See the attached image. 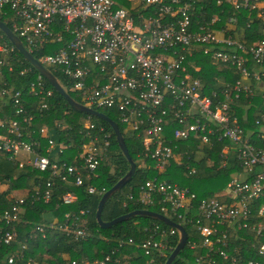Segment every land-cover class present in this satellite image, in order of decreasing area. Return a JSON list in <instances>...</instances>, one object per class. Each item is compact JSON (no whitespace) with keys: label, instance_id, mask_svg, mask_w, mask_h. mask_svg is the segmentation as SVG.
Here are the masks:
<instances>
[{"label":"built area","instance_id":"built-area-1","mask_svg":"<svg viewBox=\"0 0 264 264\" xmlns=\"http://www.w3.org/2000/svg\"><path fill=\"white\" fill-rule=\"evenodd\" d=\"M198 1L201 0H141L157 11L148 16L143 13L133 16L114 0H0V20L11 24L10 29L30 53L45 44L59 43L54 52L37 60L45 67L59 68L68 76L72 81L70 89L79 93L84 105L115 110L124 131L140 141L143 156L153 160L158 172L173 160L188 175L196 174L197 166L191 160L203 147L210 150L204 157L215 162L217 169L228 158L236 161L241 172L234 173L223 189L196 205V194L187 186L157 178L144 183L140 201L153 203L159 196L164 215L195 223L202 238L201 246L208 253L229 259L230 264H264V222L251 221L252 201L264 199V87L261 106L253 105V126L257 129L246 128L245 114L235 111V102L240 97L255 96L254 83L261 81L262 72L247 64L249 55L255 64L264 63V39L246 48L237 36L227 34L229 28H215L219 22L217 15L193 29L191 16ZM230 2L235 9L255 10L264 23L262 0ZM233 20L228 18L229 23ZM262 33L264 36V28ZM18 54L12 44L0 41V151L15 161L16 153L23 151L30 157L24 163L18 162L19 166H30L39 173L50 170L61 180L72 177L73 184L80 186L84 177L96 176L99 161L110 143L109 135L100 127V135L83 144L80 162H57L67 144L65 139L48 138V129L43 126L39 133L48 138L46 151H56L55 160L51 162L49 156L40 153L37 149L41 144L33 137L31 121L37 111L48 107L53 92L38 72L28 83L26 93L7 85L5 77L17 67L23 66L19 75L30 71ZM199 56H206L210 63L238 68L240 77L219 89L205 86L193 74L201 68L195 64ZM31 97L38 99L36 103L29 101ZM7 104L12 106L13 116L2 113ZM85 127L95 126L86 123ZM87 190L96 192L93 185H88ZM50 195L46 190L42 197L47 201ZM25 197H16L10 207L0 211V244L12 247L15 243V225L25 212ZM76 199V194L69 191L62 196V203L72 204ZM262 212L264 201L259 206V213ZM86 213L85 209L66 212L61 223L52 219L36 224L30 237L63 231L75 239L86 238L90 235ZM159 229L155 225L154 233L138 245L151 257L150 262L168 249L167 241L162 240L166 232ZM231 230L244 236L254 233L250 250L253 256L244 258L237 253L229 257L225 249L227 232ZM173 233L174 230L169 231ZM177 233L179 238L178 230ZM25 249L22 245L11 250L2 264H38ZM131 257L126 253L124 264H130ZM110 261V255H106L92 261L68 260L62 264ZM197 261L216 264L215 259L203 257ZM115 262L119 264L120 260Z\"/></svg>","mask_w":264,"mask_h":264},{"label":"trees","instance_id":"trees-1","mask_svg":"<svg viewBox=\"0 0 264 264\" xmlns=\"http://www.w3.org/2000/svg\"><path fill=\"white\" fill-rule=\"evenodd\" d=\"M262 1L264 2V0ZM119 2L125 5L128 4L127 0H119ZM117 5L124 7L120 4ZM126 9L133 16H137L139 13L148 16L157 11L154 6H147L141 1L136 8ZM213 15L219 16V22L214 25L215 28H229L227 34L237 36L240 43L246 48H251L256 42L264 39L262 33L264 23L257 16V12L245 8L235 9L230 0L198 1L191 16L193 29H197L204 21H209ZM228 18L234 20L229 23ZM7 25L10 28L12 27L8 21ZM0 41L11 45L1 30ZM59 46V43L45 44L41 49L34 50L32 54L36 59H39L42 55L54 52ZM18 57L24 66L30 68V71L19 75L18 70L23 66L17 67L11 75L7 76L8 78L5 77V80L7 85H13L16 89L24 90L26 93L27 85L37 75V70L21 54H18ZM250 57L249 55L247 66L249 68L255 66L256 70L262 72L261 81L254 83L255 96L252 99L240 97L235 102V111L240 115L245 114L244 123L246 128H255L253 126L255 117L253 105L261 106L262 103L260 96L263 94L261 87H264V63L262 65L255 64ZM195 64L200 65L201 68L199 71H193L194 76L210 88L219 89L240 77L238 68L226 64L210 63L206 56H199L195 60ZM47 68L75 101L84 104L79 93L70 89L72 81L68 76L64 75L59 68L51 66ZM43 80L46 87L51 89L53 94L49 100L48 107L37 111L31 121V128L34 131L33 137L39 140L41 144V147L37 149L40 153L49 156L51 162L54 161L56 151L53 150L50 153L46 151L48 138L65 139L67 148L62 155L58 156L56 161H64L66 163L80 162L79 154L82 151L83 144L87 143L94 135H100V127H103L104 132L108 133L110 143L99 161L96 176L84 177V183L80 186L73 184L72 177L67 180H61L53 176L50 170L39 173L33 171L30 166H19L8 158L7 153L0 151V184L6 183L8 187L6 190L0 191V211L12 205L14 198L11 196V192L13 190L28 188L24 203L25 212L21 215L18 224L15 225L17 229L16 241L12 247L0 244V264H2V259L7 253L11 250L20 249L22 245L26 246V253L34 257L38 264H62L68 260H76L78 262L82 260L92 261L97 258H103L106 255L111 257V261L106 264H118L115 262L116 259L120 260L119 264H124L123 256L126 253L132 256L129 259L130 264H165L166 259L178 241L176 228L150 217L139 215L118 222L109 228H101L98 225L95 212L102 195L99 191L104 193L124 176L129 170V162L119 148L111 126L105 120L73 110L66 99L45 78ZM37 100L34 97L29 98L30 102L36 103ZM96 110L104 113L118 124L128 152L136 164V171L132 179L115 192L104 204L101 217L105 221L138 209L165 213L161 210L163 203L160 201L159 196V198L157 197L158 200L153 203H142L140 201L142 186L147 180L157 178L168 182H176L180 186H187L191 192L196 194V200L194 201V205H196L202 198L219 192L224 188L226 183L234 176V173L241 172V168L236 161L230 158L227 159L222 168L217 169L215 162L211 163L204 157L205 153L210 154V150L206 147L198 151L191 160L197 166L196 174L188 175L184 168L173 160L168 163L166 169L158 172L153 167V160L143 156V147L140 141L124 131L118 113L111 109L98 108ZM2 113L13 116L12 106L7 104ZM86 123L94 124L95 127L86 128ZM43 126L48 129V138L39 133ZM49 182L50 185L47 186ZM88 185H93L96 188V192L89 193L87 190ZM46 190L51 193L47 201L42 197ZM69 191L75 193L77 199L72 204H64L62 203V196ZM263 201L264 199L252 201L254 216L251 221L255 223L264 222V212L259 213V206ZM81 209L87 210L85 219L87 230L90 233L88 237L75 239L66 235L63 231H48L46 237H42L39 234H34L30 237V232L36 224L52 219H56L58 223H61L66 212L78 213ZM170 219L183 225L187 233L185 247L171 264H197L199 257H203L205 260L215 259L216 264H230L229 259H222L217 254L212 255L201 246L202 238L195 223H187L176 216L170 217ZM202 223H208V221H202ZM155 225L159 226L160 231L164 230L166 232L165 235H162V240L167 241L168 249L164 251L163 256H156L154 261L150 262L151 257L145 255L138 245L154 233ZM170 230H174V233L169 234ZM254 236L253 232L244 236L232 230L228 231V244L226 249L225 247L224 249L228 252L229 257L237 253L244 258L253 256V252L250 250L251 244L255 240ZM129 239L132 240V243H129Z\"/></svg>","mask_w":264,"mask_h":264},{"label":"water","instance_id":"water-1","mask_svg":"<svg viewBox=\"0 0 264 264\" xmlns=\"http://www.w3.org/2000/svg\"><path fill=\"white\" fill-rule=\"evenodd\" d=\"M0 30L2 31V33L7 37V39L9 40V42L17 49V51L22 55V57L29 62L36 70L38 73H40L52 86L53 88L60 93L65 99L66 101L69 103V105L71 106V108L75 111L78 112H83L86 113L89 116H96L99 117L103 120H105L112 128L116 141L118 143L119 148L121 149L122 153L124 154V156L126 157V159L129 162V170L127 171V173L122 176L110 189L106 190L100 197L98 205H97V209L95 212V217H96V221L98 223V225L101 228H109L112 225L127 220L131 217L134 216H144V217H150L154 220H158L161 221L167 225H170L174 228H176L179 231V238L177 241L176 246L174 247V249L171 251V253L169 254L168 258L165 261V264H171L174 259L176 258V256H178V254L180 253V251L185 247L186 243H187V233L183 227V225L174 222L172 219H170L169 217H167L166 215L162 214V213H158V212H154L148 209H138V210H133L130 211L128 213H125L123 215L117 216L109 221H105L102 219L101 217V211L103 209L104 204L106 203V201L115 193L117 192L119 189H121L126 183H128L135 171H136V164L134 162V160L131 158L127 146L125 144V140L123 137L122 132L119 129L118 124L113 121L111 118H109L107 115H105L104 113L93 109L91 107H88L82 103H79L77 101H75L70 95L69 93L63 88V86L59 83V81L57 80V78L52 74V72L45 67L42 63H40L34 56L32 53H30L26 47L24 46L22 40L18 37V35H16L11 29L10 27L3 21L0 20Z\"/></svg>","mask_w":264,"mask_h":264},{"label":"crops","instance_id":"crops-1","mask_svg":"<svg viewBox=\"0 0 264 264\" xmlns=\"http://www.w3.org/2000/svg\"><path fill=\"white\" fill-rule=\"evenodd\" d=\"M114 1L117 4L123 5L125 8L133 9V8H136L137 6H139L141 0H127L128 1L127 5L122 4V2H119V0H114ZM29 157L30 156L28 154L24 153L23 151H18L15 155L16 161L15 160H12V161L17 163V165H18V162L24 163L27 161V159ZM7 188L8 187H7L6 183L0 184V191H4ZM27 193H28V188H23V189L13 190L11 192V196L15 199L16 197L27 195Z\"/></svg>","mask_w":264,"mask_h":264},{"label":"rangeland","instance_id":"rangeland-1","mask_svg":"<svg viewBox=\"0 0 264 264\" xmlns=\"http://www.w3.org/2000/svg\"><path fill=\"white\" fill-rule=\"evenodd\" d=\"M223 189V188H222Z\"/></svg>","mask_w":264,"mask_h":264}]
</instances>
